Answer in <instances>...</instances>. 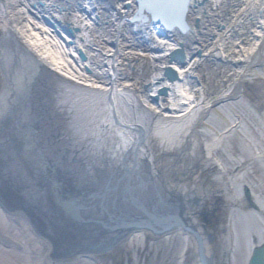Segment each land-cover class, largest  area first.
Wrapping results in <instances>:
<instances>
[{
	"label": "bare ground",
	"instance_id": "6f19581e",
	"mask_svg": "<svg viewBox=\"0 0 264 264\" xmlns=\"http://www.w3.org/2000/svg\"><path fill=\"white\" fill-rule=\"evenodd\" d=\"M45 1L47 5L42 10L40 7L34 9V0H6L10 3V10L6 5L1 4L4 7H0V66L3 70L0 88V196L3 193L12 196L15 206L20 208L19 212H8L0 203V264H69L71 259L65 255L53 257V261L47 257L53 249V242L64 251L75 242L84 245L95 241L100 243L99 249L84 251L82 248L83 251H79L75 247L77 252L72 259H75L73 264L93 263L91 257L108 250L112 238L120 236L118 241L123 242V236L119 234L121 229L107 226L118 219L119 213H123V195L131 197V194L142 204L139 209L143 208L144 202L149 203L145 205L150 208L148 211L152 210L150 213L161 220L153 221L156 226H151L162 229V234L176 229L175 219L184 222V227L192 224L196 230L194 234L201 239L207 256L211 257L206 233L193 215L191 203L181 200L179 193L184 192L178 193L179 185L172 182L175 179L168 175L163 179V168L156 167L155 163L159 162L150 151V137L158 138V146L163 141L170 147L191 146V132L195 131V125L202 119L206 108L193 99L186 80L195 65L191 61L198 37L195 20L201 17L202 7L209 8V4L218 6L224 0H207L204 5L199 4L201 0H189L186 14L188 30L184 35L179 34L188 60L184 65L174 64L181 76L174 83L163 78V69L168 63V51L179 40L170 41L157 34L154 27L146 29L136 23L124 38L121 35L122 42L124 39L126 43L124 61L114 62V50L103 46L104 41L112 40L111 29L118 18V3L127 0ZM248 1L251 10L255 11L259 3L264 4V0ZM17 2L18 7L13 6ZM62 5L66 7L62 13L54 9ZM32 9L34 15L31 14ZM41 11L52 14L63 23L68 20L80 27L74 45L67 43L71 36L66 32L64 35H50V28L38 16ZM68 11H71L70 15ZM96 15L100 16L98 25ZM12 18L20 19L19 25ZM260 18L257 33L253 35L252 50L258 48V57L253 63L264 57V13ZM230 22L228 19L223 21L228 29L231 28ZM15 34L22 35L25 48L15 39ZM139 37L150 44L138 41ZM79 46L87 50L86 62L77 55ZM144 51L148 52L152 62L143 70L141 81L148 83L152 92L159 87L168 89V94L154 103L149 100V95L143 99L141 93L145 90L130 78L129 69L138 60L141 63ZM84 63L90 67V72H86ZM58 77L66 79L67 84ZM228 93L225 96L230 95ZM49 99L56 106L49 107ZM165 101L167 107L162 104ZM156 115L163 119L152 126V118ZM171 118H177V121ZM217 140L214 138L211 141L212 150L217 148ZM258 148L241 150L222 167L223 170L232 169L236 183H250L258 202V214L255 215L240 198L238 200L236 229L238 239L245 245L243 251L250 246V242L241 239V215L247 217L248 226L252 219L263 228L258 231L264 235V142ZM210 160L208 158L207 163L211 164ZM253 163H257L259 168L258 179L254 172L247 171V165ZM72 183L85 186L84 190L90 193L85 195L90 197L95 208L92 213H79V218L83 220L89 216L90 219L105 220L107 226L102 229L94 226L85 228V233L78 229L73 232L74 238L62 239L59 236L67 234V226L61 235L42 239L44 237L41 238L36 231L40 223L38 214L41 216L44 213L48 218L47 235L54 236L53 229H57L61 222L68 225L67 221L58 220L55 216L51 190L53 188L56 195L66 198ZM187 194L193 195V191ZM186 209L189 216L193 215L190 224L185 216ZM135 221L133 219L130 226L135 225ZM140 228L134 230L129 240L142 236L146 231L154 233L143 226ZM13 240L19 243L20 249H17L18 246L7 248L5 244ZM237 246L241 249V244L237 243ZM260 246L264 243L254 248ZM83 254L88 256L82 258ZM201 264H207L206 256Z\"/></svg>",
	"mask_w": 264,
	"mask_h": 264
},
{
	"label": "rangeland",
	"instance_id": "374dc122",
	"mask_svg": "<svg viewBox=\"0 0 264 264\" xmlns=\"http://www.w3.org/2000/svg\"><path fill=\"white\" fill-rule=\"evenodd\" d=\"M256 9L251 10L248 0H224L209 13L207 10L202 11L203 21L196 28L198 37L195 39L194 52L201 50L203 55L195 56V65L187 74L186 80L193 99L200 102L202 107H206L203 117L195 125L196 132H191L192 142L188 148L175 145L170 147L165 141L158 146V138L153 135L150 137V151L159 162L155 165L165 169L161 170L162 178L168 175L175 179L170 181L179 185L178 193L184 192L179 193L183 201L191 202L193 215H197L200 204L201 209L206 208L215 213L216 232L214 241L209 244V258L213 264H249L253 248L264 243V235L258 231L261 227L252 219L249 220L248 226L247 217L241 215V239L243 242H250V246L243 251L245 245L238 239L236 229L238 200L240 198L255 215L258 212V202L250 183L238 184L232 169H222L223 165L229 164L241 150H258L264 142V57L253 63L258 57V45L256 50H252L253 35L257 33L256 26L264 13V4L259 3ZM226 19L231 21L230 29L223 23ZM1 24L0 21V38ZM16 39L25 48L22 39ZM103 44L110 47L108 40ZM144 54L140 59L141 63L138 60L129 69L130 78L134 80L132 82L139 83L141 89L146 84L141 81V74L152 62L148 52ZM58 80L65 83L67 81L60 77ZM50 81L56 86L54 80ZM2 83L3 70L0 66V88ZM233 88L234 90L229 92ZM227 93L230 95L225 96ZM143 94L148 96L149 91ZM150 101L154 103L153 100ZM162 104L168 106L166 101ZM47 105L51 108L55 106L50 99ZM152 119L153 126L163 118L156 115ZM171 119L177 121V118ZM214 138L218 139V143L217 148L212 150L210 144ZM262 140L263 142H260ZM208 158L211 159V164L207 163ZM250 165H247V171L254 172L258 179L260 172L257 163ZM191 190L193 195H186ZM195 199H199V205L195 204ZM186 210L185 216L189 218L187 221L190 224L193 215L189 216V210ZM196 218H199V215ZM146 232L140 237H132L130 240L129 237L123 239V242L111 244L105 252L91 257L93 263L90 264H201L197 240L193 233L181 227L167 234ZM237 243L241 244V249ZM17 245V249H20L19 243ZM87 256L88 254H83L82 258ZM47 257L51 261L54 260L51 252ZM74 260L69 264H73Z\"/></svg>",
	"mask_w": 264,
	"mask_h": 264
},
{
	"label": "water",
	"instance_id": "95a60500",
	"mask_svg": "<svg viewBox=\"0 0 264 264\" xmlns=\"http://www.w3.org/2000/svg\"><path fill=\"white\" fill-rule=\"evenodd\" d=\"M187 2H188V0H171V2L167 6H161V5H159L156 2V0H139L138 1V3L140 4V7H141L140 9L142 11L146 10V12L148 14L152 13L153 17L156 20L162 21L164 26L172 28L173 24H174V26L176 25L178 27H184V29H185V27L187 28V24H185V22H184V15H185V12L187 10ZM176 4L179 5V7L176 10H174L175 9L174 7H175ZM148 14H146L144 16L143 21H146V20L149 19ZM45 19L49 23L52 24V22L47 17H45ZM80 55H81V58L83 60L86 59V56L82 52L80 53ZM184 58H185L184 51L182 49H177V50L173 51L170 54L169 62H172V61L178 60V59H180V61L183 62ZM165 74L167 75V77L171 81L177 79L176 73L171 67H168L166 69V73ZM167 91H168V89L166 87H164V88H162L160 90V93L163 94V95H166ZM68 171H70V169ZM109 183L110 182H108V184ZM82 186L83 185H80V187H78V189L76 190V192L78 194V197L75 198V199L73 198L71 200V201H73L71 203L73 204L74 207L76 206V205H74L75 203H80L81 200H82V197H83L82 195L84 193V192H81V189L83 188ZM125 193H128V192L125 191ZM133 201H135V200H133ZM135 203H137V202H135ZM74 207H72V205H70V208L67 209L68 213L70 214V216L72 218V220H76V218H77L76 217L77 211H76V214H74V211H73ZM142 210H143V213H144L141 216L142 219L143 218L144 219L145 218H147V219L150 218L153 221H159L144 206H143ZM55 214H57V212ZM119 215H118V219L116 221L115 220L113 221L114 222L113 224L107 226L106 223L104 224V223L101 222L102 224H100V225H102V227L103 226H107V228H112L114 230H117L118 228L121 229V228H126L127 227V230L131 231L133 229L132 227H134V226H128V224H127L128 221L139 218V216H137L135 213H132V212L129 211V209L126 206V204L123 205V213H119ZM69 219L70 218L68 217V220ZM78 219L80 220L79 217H78ZM125 220H128V221H125ZM80 223H82V222H80ZM63 225L66 226L65 224H63ZM141 226L142 225L136 224V227H141ZM146 226L151 228L150 225H146ZM83 228L85 229V226H83ZM87 248L90 249V250L97 249V244L88 246ZM200 252H201L200 253L201 261L204 262L205 255H204V252H203L202 248H201ZM250 264H264V246L255 249L252 258L250 259Z\"/></svg>",
	"mask_w": 264,
	"mask_h": 264
},
{
	"label": "snow or ice",
	"instance_id": "6c2138e0",
	"mask_svg": "<svg viewBox=\"0 0 264 264\" xmlns=\"http://www.w3.org/2000/svg\"><path fill=\"white\" fill-rule=\"evenodd\" d=\"M156 2L161 6H167L171 0H156Z\"/></svg>",
	"mask_w": 264,
	"mask_h": 264
}]
</instances>
